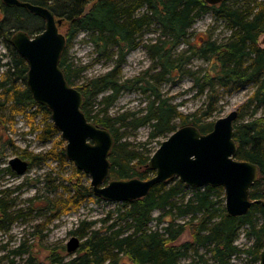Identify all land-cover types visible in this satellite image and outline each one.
<instances>
[{"label": "trees", "instance_id": "trees-1", "mask_svg": "<svg viewBox=\"0 0 264 264\" xmlns=\"http://www.w3.org/2000/svg\"><path fill=\"white\" fill-rule=\"evenodd\" d=\"M44 7L61 20L59 30L65 37V49L59 61L66 82L76 88L83 97L82 112L96 127L111 133L114 145L109 153V180L137 178L147 180L153 176L148 161L155 149L151 145L159 138L166 139L176 129L191 125L201 134L212 130V114L221 97L230 96L246 86L253 88L241 106L248 111L249 119L242 120L238 113L234 123L233 139L237 146L235 158L257 166L258 177L249 191L251 201L264 202V47L259 39L264 35V0H241L242 5H228L223 0L218 5H208L203 0H19ZM141 10H144L141 13ZM0 43L8 52L9 61L2 66L0 77V121L11 122L16 114L30 119L41 115L42 127L37 138L53 141V147L45 154L23 151L20 158L27 160L28 170L33 165L47 161L67 165L64 147L58 130L50 120V111L38 105L26 86L27 65L11 47L9 40L14 32L22 30L35 35L43 30L42 19L22 8H7L0 1ZM210 14L222 20L229 35L223 42L204 41L182 55L172 58L173 51L186 41L188 30L203 15ZM157 27V39L144 48L148 52L155 73H148L120 82L121 66L125 55L138 47L137 37ZM80 33H88V43L100 58L112 59L114 66L107 72L74 86L72 79L80 69H73L65 54ZM189 53V56L185 54ZM210 61V72L202 77L199 94L206 95V110L183 115L170 100L163 97L158 85L171 78L191 57ZM138 91L145 95V107L136 112L110 116L108 109L114 105L123 91ZM101 97L94 112L93 101ZM9 115V116H7ZM9 117V118H8ZM178 121V125L176 122ZM150 128L148 142L139 147L123 140L121 130ZM10 143V142H9ZM11 144V143H10ZM4 145L0 148V159ZM0 164L1 163L0 161ZM72 163H70L71 165ZM0 173L13 176L9 167ZM77 179L63 187L66 198L48 201L46 207L57 213L69 211L88 201L102 202L92 195L90 184H84L85 175L73 169ZM58 187L53 188L56 192ZM188 190L190 195H186ZM11 193L0 192V224H12L17 216L10 212ZM63 196V194H62ZM224 191L221 187L191 189L176 178L155 185L146 196L123 203H116L115 210L97 227L95 221H80L70 232L80 240L74 256L56 264H121L125 257L130 264H180L192 255L195 264H230L235 256H242L247 264H258V256L264 243V208L253 204L241 217H231L224 209ZM64 202V204H60ZM56 204V205H55ZM157 212V216L153 213ZM257 219L261 223H257ZM154 223L155 229L151 227ZM165 223V225H162ZM253 239L246 249L235 244L240 231ZM187 235V240L179 239ZM192 264V263H191Z\"/></svg>", "mask_w": 264, "mask_h": 264}, {"label": "rangeland", "instance_id": "rangeland-1", "mask_svg": "<svg viewBox=\"0 0 264 264\" xmlns=\"http://www.w3.org/2000/svg\"><path fill=\"white\" fill-rule=\"evenodd\" d=\"M227 4L240 7L242 1L230 0ZM143 12L144 10H141V13ZM59 31L63 34L62 30ZM228 35L229 32L222 20H216L210 14L203 15L188 30L186 41L178 45L171 57L176 58L185 52L191 53L189 49L200 46L204 41L223 42ZM157 37L156 26H152L149 32L138 35V47L125 55L124 63L121 66L120 82L138 77L143 73H148V78L155 73L151 70L154 63L144 47L153 44ZM88 38V33H80L65 54L67 62L72 65L73 69L81 70L72 79L75 87L88 79L104 74L114 66L112 59L103 57L99 59L88 43ZM189 53L185 55L189 56ZM8 61V52L0 44V77L3 71L2 66ZM210 70L209 60L193 56L180 67L179 71L172 73L170 79L158 85L159 91L183 115L204 111L208 101L206 95L199 94V85H196L195 82L198 80L201 83L202 77ZM252 90L251 86H246L230 96L221 97L216 104V112L212 114L210 120L214 122L233 110H237L239 114L243 115L240 121L248 120L249 113L241 106ZM100 99L101 97H98L92 103L94 112L103 108L97 105ZM147 101L146 96L141 95L138 91L125 90L114 105L108 109V114L114 117L123 113L136 112L145 107ZM40 120V114H36L30 119L25 114H16L11 122L2 125V121H0V148L2 149V144L4 145L3 156L0 159L3 164H0V169L7 166L10 159L20 158L23 151L31 154H45L52 149L54 140L42 142L37 138L40 131L32 130L36 126L42 127L43 124L40 123ZM176 125H178V121ZM120 132H123L124 141L139 147L148 142L150 128L145 126L135 131L124 132L121 130ZM164 140V138L158 139L160 143ZM149 146L156 150L159 145L157 142H153ZM73 169L75 170V167L70 163L62 166L56 162L47 161L40 165H33L22 176H17L15 173L13 176L0 173V192L4 189L13 192L6 198L11 200L10 212L13 213V216H17L16 221L10 225L0 224V264H56L55 261L59 259L66 261L74 256L66 252V244L73 237L70 232L76 228L80 221L98 222L97 227L108 225L101 224L100 221L106 219L110 210L116 209V203L88 201L75 209L60 214L57 213L55 207L53 212L46 207L49 200L53 203L56 201L57 204L66 198L63 187L59 186L60 184L67 186L70 181H75ZM82 181L84 184H89L90 179L85 175L82 177ZM55 187L58 189L53 192ZM185 194L190 195L188 190L185 191ZM0 197H2L1 194ZM60 204L62 205L64 202H60ZM157 215V212L153 213L154 217ZM257 223H261V220L257 219ZM151 227L155 229L154 223L151 224ZM245 230L240 231L235 242L236 246L241 249L248 248L253 241L246 235ZM187 239V235H184L179 239V242ZM191 256L181 260L180 264H195L192 262ZM120 263L130 264L125 257L121 258ZM230 264H247V261L242 256H235L230 260Z\"/></svg>", "mask_w": 264, "mask_h": 264}, {"label": "water", "instance_id": "water-1", "mask_svg": "<svg viewBox=\"0 0 264 264\" xmlns=\"http://www.w3.org/2000/svg\"><path fill=\"white\" fill-rule=\"evenodd\" d=\"M7 8H22L44 22L43 30L28 35L14 32L9 43L27 65L26 86L33 100L50 111V120L65 142L68 162L90 179L92 195L108 203H123L142 198L157 184L171 178L191 189L221 187L224 209L231 217L246 215L253 204L264 208L261 200L251 201L249 191L258 177L256 165L235 158L233 139L237 110L213 122L212 130L201 134L191 125L176 129L150 156L148 168L154 172L147 180H109V153L114 145L110 132L86 119L81 108L83 97L70 86L59 68L65 49V37L59 31L61 20L44 7L19 0H0ZM214 6L223 0H203ZM264 47V35L260 40ZM7 167L17 176L28 171V162L19 157L10 159ZM80 240L73 236L66 252L74 254ZM264 247V243H263ZM258 264H264V248Z\"/></svg>", "mask_w": 264, "mask_h": 264}, {"label": "flooded vegetation", "instance_id": "flooded-vegetation-1", "mask_svg": "<svg viewBox=\"0 0 264 264\" xmlns=\"http://www.w3.org/2000/svg\"><path fill=\"white\" fill-rule=\"evenodd\" d=\"M1 44V43H0Z\"/></svg>", "mask_w": 264, "mask_h": 264}]
</instances>
